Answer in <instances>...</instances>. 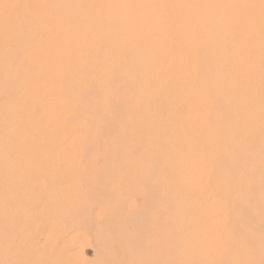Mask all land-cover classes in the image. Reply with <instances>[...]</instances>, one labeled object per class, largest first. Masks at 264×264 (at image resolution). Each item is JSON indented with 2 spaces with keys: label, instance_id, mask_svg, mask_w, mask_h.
<instances>
[{
  "label": "bare ground",
  "instance_id": "obj_1",
  "mask_svg": "<svg viewBox=\"0 0 264 264\" xmlns=\"http://www.w3.org/2000/svg\"><path fill=\"white\" fill-rule=\"evenodd\" d=\"M1 96L0 229L29 248L82 260L126 203L135 264H264V0H0Z\"/></svg>",
  "mask_w": 264,
  "mask_h": 264
},
{
  "label": "rangeland",
  "instance_id": "obj_2",
  "mask_svg": "<svg viewBox=\"0 0 264 264\" xmlns=\"http://www.w3.org/2000/svg\"><path fill=\"white\" fill-rule=\"evenodd\" d=\"M1 98L3 99V96H1L0 99ZM2 99L0 100V103L3 104L4 100H2ZM20 114H21V111H19L18 115L20 116ZM30 135H31L30 133H27L26 138H24V140L22 142V144H24L25 146H26V144H29V142L31 141V140L27 141L30 138L29 137ZM130 139L132 140V138H130ZM130 139L128 142H129V144L131 143V146H132V145H134V143H132V142H135V140H132V142H131ZM24 141L26 143H24ZM99 142H97L98 144H96V146L92 147L93 149H88V150L85 149L86 151L84 150V152H85L84 160L80 159L81 160L80 162L84 161L83 162L84 164L83 163H81V164H83L85 166V164L89 162L88 158L92 157L91 159L96 158L95 161H97L99 163V164H97V162H94V161H93L94 163L92 162L93 165L96 164L98 169H99V166H102L103 164L105 166V164L107 162L104 161L105 162L104 163L102 161L104 160V158H108L110 155L113 156V154H112L113 152L110 153V151H111L110 150L109 151L110 155L107 154V152H106V154L109 156L105 155L106 157H104L103 159H100V157L102 155H104V154L100 153L104 147L102 146V144L100 145ZM100 143H102V142H100ZM125 144L128 145V143H125ZM135 144H136V142H135ZM24 145H22V146H24ZM93 145H95V144L93 143ZM131 146L128 148L126 147V150H128L127 152L129 155L127 154V152H126V154H127L126 155L125 151L123 153V156L124 155H125L124 157L127 156L126 157L127 159L124 158L123 156H121V158H119L120 163L117 161L118 162L117 165L119 164V166H120V164H121L122 168H123V164L125 162L129 161V159H131L133 157L134 158L138 157V155H137L138 153L136 152L137 149H136L135 145H134L135 148H133ZM19 147L20 146H17V149L18 150L20 149L19 151L21 153L22 147H20V148ZM23 148L25 149V148H27V146L23 147ZM11 149H14V147L9 149L11 152L6 153L9 157L7 162L12 161L13 163H9V164H15L16 165V166L14 165L15 170L13 169L15 174L21 173L22 171H20V170H22V167L20 166L21 168H19V165L17 166V164L15 163V161L17 160L16 154H19V151L15 148L18 152L16 153V150L14 149L13 150L14 154H13ZM97 150L99 152H96ZM69 151H64V152L69 153ZM103 151H105V150H103ZM95 152L98 156H96V154H95L94 157H93V155L90 157H87V155H86L89 153L94 154ZM99 155H101V156H99ZM136 155H137V157H135ZM15 156H16V158H15L16 160L13 159ZM19 156H20V154H19ZM6 157H5V159H6ZM82 158H83V155H82ZM134 158L132 160H134ZM98 159H100V160H98ZM13 160H15V161H13ZM100 162H102L101 163L102 165H100ZM128 163L129 162H127L125 164L127 165ZM88 164H91V163H88ZM107 165L109 167H111L110 164L107 163ZM117 165H115V166H117ZM109 167H107V168H109ZM125 167L126 166H124L123 169H125ZM103 168L104 167L102 166L101 169H103ZM117 168H118V166H117ZM122 168H118V170H117L121 174L123 173ZM17 171H18V173H17ZM91 186L94 189V191H93V189L89 186L92 189V191H91L92 194L94 193V196H92V197H96L97 195L95 196V192L97 190V188H96L97 185H91ZM123 196H124V197H122L123 199L126 198L128 200L129 199L131 200V198H132V200L134 202L136 201L135 203H137L138 206L141 205V202H139L140 201L139 195H123ZM134 198H135V200H134ZM125 200H124V202H125ZM128 200H126V202ZM124 205L126 207V208L123 207L124 210H122V211H124V212L118 213L117 214L118 216H116V221H114L115 220L114 219L112 223L108 221V220H110L109 215L105 214V215H107V217H108L107 218L105 216L103 217L102 214L100 215L99 213L95 212L94 210H92V212H90V214L88 215L89 219H90L89 223L87 224L84 231H82V233L80 235L81 237H83L82 240H80V242H81L80 246H82V249H81V254L83 256L82 260L67 261V260L58 258L56 255H49L47 253L48 252L47 249H41V242L35 244L34 247L29 248L30 241L26 237L20 241V238L17 234L12 235V234H9L7 231H4L3 229H0V264H16V261L21 259L20 257L22 255H24V253H26L27 250L29 252L26 256V259L24 260V262L22 264H135L133 261L130 260V256L131 255L134 256V252L136 254L137 251H139V249L134 248L133 243L139 239L141 240V238H139V236L141 234H140V230H139L140 228H138V227H140V225L135 227L134 226L135 220H134V224H133V219L136 218L135 217V216H137L136 214H139L138 216H140V213H130V211H129L130 209H131V212H135L136 210H133L132 208H129V207H128L129 212H127L126 203ZM144 215L140 216V217H143V218H141V220L143 219L144 221H148L149 217L152 216V215L147 216L146 213ZM117 218H118V220H117ZM145 218L146 219L148 218V220H145ZM106 219H108V220H106ZM137 219H139V218H137ZM157 219H158V221H157L156 225H154L152 227V229H151V227L148 226L149 223H148V225L146 224L147 222L145 223L147 225V227H149L148 229L149 230L151 229V231L146 229L149 232H147L146 230L145 231L147 233H144L145 231L143 232L142 236H144V240L146 238H148V237L150 238L152 236L151 233L153 230H157L158 228L161 229L162 223H163L162 217L156 216V218L154 220H157ZM143 222H142V224H143ZM149 222H150V220H149ZM4 223H5V220L0 218V228L2 227L1 225ZM257 226L259 227V225H257ZM260 229L262 230V233L264 234V225L260 226ZM153 233H154V231H153ZM131 245H132V247H131ZM138 254H139V252L137 253V255Z\"/></svg>",
  "mask_w": 264,
  "mask_h": 264
}]
</instances>
